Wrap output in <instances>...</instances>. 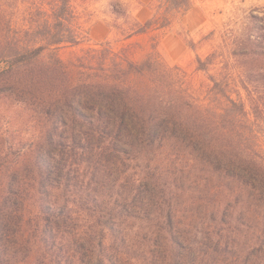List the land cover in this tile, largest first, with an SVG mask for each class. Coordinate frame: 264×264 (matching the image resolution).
I'll list each match as a JSON object with an SVG mask.
<instances>
[{
  "label": "trees",
  "instance_id": "obj_1",
  "mask_svg": "<svg viewBox=\"0 0 264 264\" xmlns=\"http://www.w3.org/2000/svg\"><path fill=\"white\" fill-rule=\"evenodd\" d=\"M17 1L0 0V264H264V10L197 56L201 98L157 43L66 62L91 40L76 0H25L22 23ZM193 2L153 0L145 22L110 6L131 39Z\"/></svg>",
  "mask_w": 264,
  "mask_h": 264
},
{
  "label": "rangeland",
  "instance_id": "obj_2",
  "mask_svg": "<svg viewBox=\"0 0 264 264\" xmlns=\"http://www.w3.org/2000/svg\"><path fill=\"white\" fill-rule=\"evenodd\" d=\"M111 1L88 0L82 4L81 0H76L79 8L85 13L91 40L77 47L62 49L61 57L70 62L76 59L81 49L111 41L117 49L132 43L130 50L133 58L142 60L153 51L152 46L157 43L156 50L171 66L181 69L185 75L186 85L201 98L204 97L203 87L210 81L207 73L196 70L197 56L205 57L213 49L218 48L227 27L242 23L253 10H264V0H194L188 13L174 22L171 28L125 39L122 32L125 21L112 14ZM120 1L128 4L132 14L142 22L152 15L153 0ZM17 5L19 11H14L13 18L17 23H22L20 11L25 9L26 2L18 0ZM189 39L195 42V48L188 44ZM215 72L216 70L211 71Z\"/></svg>",
  "mask_w": 264,
  "mask_h": 264
}]
</instances>
